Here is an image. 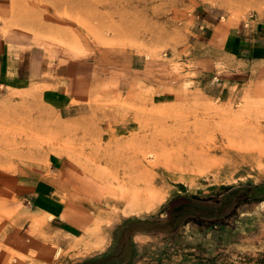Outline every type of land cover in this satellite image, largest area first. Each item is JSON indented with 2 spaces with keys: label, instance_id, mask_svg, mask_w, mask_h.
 <instances>
[{
  "label": "rangeland",
  "instance_id": "rangeland-1",
  "mask_svg": "<svg viewBox=\"0 0 264 264\" xmlns=\"http://www.w3.org/2000/svg\"><path fill=\"white\" fill-rule=\"evenodd\" d=\"M6 2L3 32L52 72L0 87V180L20 165L64 176L96 216L90 248L44 241L26 259L264 264V61L229 45L264 26V0ZM122 184L149 199L131 212ZM27 204L0 190V233ZM120 221L140 223L118 243Z\"/></svg>",
  "mask_w": 264,
  "mask_h": 264
},
{
  "label": "crops",
  "instance_id": "crops-1",
  "mask_svg": "<svg viewBox=\"0 0 264 264\" xmlns=\"http://www.w3.org/2000/svg\"><path fill=\"white\" fill-rule=\"evenodd\" d=\"M6 4V0H0V18L7 14ZM2 27L0 24V87L43 82L44 77L52 72L46 67L45 52L15 41V37L5 34ZM229 45L236 53L248 57L241 60L264 61V26L254 27L242 35L232 32ZM59 69L63 70L58 67L56 71ZM0 190L21 195L28 202L21 209L20 216L8 219L6 228L0 233V264H31L24 256L43 251L44 241L50 245L70 247L75 236H82L94 228L96 216L90 206L92 198L64 176L20 165L13 176L2 177ZM36 218L44 222L43 229L37 232L39 235L26 222ZM126 225L118 222L119 230L115 235L118 243ZM107 251L102 250L100 254L75 260L71 264H83L107 256Z\"/></svg>",
  "mask_w": 264,
  "mask_h": 264
},
{
  "label": "bare ground",
  "instance_id": "bare-ground-1",
  "mask_svg": "<svg viewBox=\"0 0 264 264\" xmlns=\"http://www.w3.org/2000/svg\"><path fill=\"white\" fill-rule=\"evenodd\" d=\"M48 19V18H47ZM104 39V37L102 38ZM105 40V39H104ZM64 44V43H63ZM74 44V43H73ZM53 45V44H52ZM68 45V44H67ZM77 51V50H76ZM39 85V84H38ZM44 85V84H42ZM37 86V85H36ZM40 86V85H39ZM38 86V87H39ZM36 87V88H38ZM44 87V86H43ZM40 88V87H39ZM32 89V87H31ZM51 89V88H50ZM35 90V89H33ZM32 90V91H33ZM42 140V139H41ZM122 196L124 201H126V203L130 206L131 212H135L137 207H140L144 204V201L148 200L149 197L147 195H143L140 192V189H138L137 186H132V187H128L127 184L123 185L122 184ZM36 220V219H34ZM76 238L74 239V241L72 242L71 246L69 247V249L71 251H81L83 250V248H90L92 245V240L94 238V230H88L85 232L84 235L82 236H75ZM98 238V237H97ZM103 241V240H102ZM49 246H45L44 248V253L48 252L51 253L52 249L48 248ZM11 250V249H10ZM61 249L58 251L57 255L60 254ZM68 251V250H67ZM13 252V250H12ZM15 252V251H14ZM70 252V251H69ZM68 252V253H69ZM20 254V253H19ZM36 254V253H35ZM33 254V255H35ZM17 255V254H16ZM32 255V253H31ZM64 255V254H63ZM68 255V254H67ZM73 255V254H72ZM22 256V255H19ZM36 256V255H35ZM66 256V253H65ZM26 258V256H24ZM76 257V255H75ZM44 258V257H43ZM12 260V259H11ZM30 260V259H29ZM47 260V259H46ZM45 260V261H46ZM72 260V259H71ZM77 260V259H76ZM25 261V259H24ZM18 262V261H17ZM33 263V262H32ZM27 264V263H26ZM34 264V263H33Z\"/></svg>",
  "mask_w": 264,
  "mask_h": 264
},
{
  "label": "trees",
  "instance_id": "trees-1",
  "mask_svg": "<svg viewBox=\"0 0 264 264\" xmlns=\"http://www.w3.org/2000/svg\"><path fill=\"white\" fill-rule=\"evenodd\" d=\"M258 189L259 187L258 186H254V187H251L249 190H250V194H249V197L251 196H254L257 194L258 192ZM136 223H140L139 221L138 222H130L126 225V227L124 228V231H123V234H125L127 231L129 230H132L134 228V226L136 225ZM138 229H141V230H149L150 228L149 227H146L145 225L143 227H139ZM122 235L120 236V239L119 241H121V238ZM108 258H110L108 255L107 256H103L101 258H98V259H95V260H90V261H87L83 264H103L104 262H106L108 260Z\"/></svg>",
  "mask_w": 264,
  "mask_h": 264
}]
</instances>
